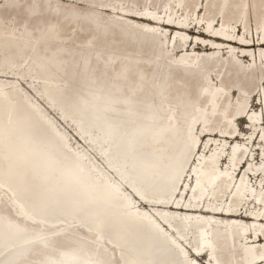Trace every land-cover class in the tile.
Segmentation results:
<instances>
[{"label": "bare ground", "instance_id": "1", "mask_svg": "<svg viewBox=\"0 0 264 264\" xmlns=\"http://www.w3.org/2000/svg\"><path fill=\"white\" fill-rule=\"evenodd\" d=\"M263 65L264 0H0V264H264Z\"/></svg>", "mask_w": 264, "mask_h": 264}, {"label": "rangeland", "instance_id": "2", "mask_svg": "<svg viewBox=\"0 0 264 264\" xmlns=\"http://www.w3.org/2000/svg\"><path fill=\"white\" fill-rule=\"evenodd\" d=\"M196 26H198V25H196ZM205 26V25H204ZM193 27H194V25H192V29H193ZM239 27H241L242 28V30L240 29V37L243 35V33H242V31H243V27L242 26H240L239 25ZM249 27L251 28L252 27V30L254 31V33H255V18H254V16L253 15H249ZM205 29H206V27H204V31H205ZM251 30V29H250ZM198 29H196L194 32H196L197 34H198ZM195 33V34H196ZM167 34L169 35L170 34V32L168 31L167 32ZM175 35V33H172V38H173V36ZM195 40L193 39V42H194ZM199 43H201V45H202V47H204L203 46V43L201 42V41H198ZM209 42H206V44H208ZM209 48H212V46L211 45H209L208 46ZM228 50H229V48H228ZM223 52L226 54V57H227V55H229V54H227V49H223ZM181 55V53L179 54V56ZM240 56H242V54H241V52H240ZM249 59H251V57H248ZM244 64H248L247 62H245ZM263 68H264V65H263ZM218 81V79H216L215 78V81ZM257 81H255V83H256ZM23 83V87L28 91V89L30 88V90H33L31 87H30V85L29 84H27L25 81L24 82H22ZM262 83H264V81L262 82ZM234 92V91H233ZM233 92H231V93H233ZM34 94H36L35 92H33ZM230 93V94H231ZM237 92H236V97H237ZM32 95V94H31ZM37 95V94H36ZM38 96V95H37ZM32 97H33V95H32ZM39 97V96H38ZM252 99H255L254 101H252ZM249 102L247 103L248 104V110L249 109H253V110H255L256 112H258L259 114H261V112H262V109H263V111H264V104H263V102L261 103V101H260V103H259V98L258 97H256V98H253V97H251V98H249ZM40 102V104L41 105H43V107L47 110V112L49 113V114H51L57 121H58V124H59V126H61V127H64V128H66V130L70 133V137H71V139H72V143L74 144V145H76V143H77V140H76V132L73 130V128L72 127H70L68 124H66V123H64V124H62L60 121H59V115H57L56 113H54L52 110H50V111H52V113L47 109V107L43 104L44 102H43V100H40L39 101ZM257 105H259V106H257ZM253 106V107H252ZM49 107V106H48ZM250 107V108H249ZM252 107V108H251ZM248 112V111H247ZM243 115H245V118H249V116L247 117V114H245V112L241 115V117L243 116ZM239 116V115H238ZM241 117L240 118H238V119H236L237 121L235 122V126L237 127V129L238 130H243L244 132H246V130L247 129H250L251 128V123H250V121H249V124L248 123H245L244 121H246L245 119H243V120H241ZM249 120V119H248ZM61 121H63V120H61ZM247 122V121H246ZM264 122V121H263ZM246 124H248V126L246 127ZM263 126H264V124H263ZM262 126V127H263ZM241 138V137H240ZM255 141V138L253 139V141L252 142H254ZM256 142H258V140H256ZM257 149H259V148H257ZM253 157H255V158H258L259 160H261V158H262V154H261V151L260 150H253V152H252V154H251V157H250V159H253ZM225 159H227L226 158V156L225 157H223V162L222 163H224V161H225ZM246 159H247V156L243 159V163L246 161ZM256 161H257V159H256ZM243 163H242V165H243ZM241 167V166H240ZM261 236V235H260ZM262 237V236H261ZM262 239H263V237H262ZM202 262H205V260L203 259L202 260Z\"/></svg>", "mask_w": 264, "mask_h": 264}, {"label": "water", "instance_id": "3", "mask_svg": "<svg viewBox=\"0 0 264 264\" xmlns=\"http://www.w3.org/2000/svg\"><path fill=\"white\" fill-rule=\"evenodd\" d=\"M29 130V129H28ZM29 131H31V130H29ZM33 131V130H32ZM24 142V141H23ZM46 162H44V163H42L41 165H39L38 166V168H43V170H47L48 169V163L47 164H45ZM58 184H59V186H57V184L56 185H53L54 187H56V189H57V187H58V190H57V192H55V195H56V197H57V201H58V203L59 204H61V201H60V196H62V192H63V183H62V181H59L58 182ZM50 185H52L51 183H50Z\"/></svg>", "mask_w": 264, "mask_h": 264}]
</instances>
